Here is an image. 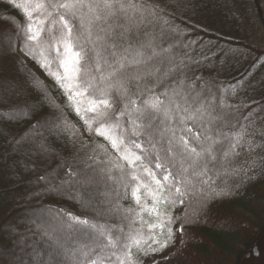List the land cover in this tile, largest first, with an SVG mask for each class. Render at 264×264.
Masks as SVG:
<instances>
[{"label": "trees", "instance_id": "obj_1", "mask_svg": "<svg viewBox=\"0 0 264 264\" xmlns=\"http://www.w3.org/2000/svg\"><path fill=\"white\" fill-rule=\"evenodd\" d=\"M133 3L143 11L107 17L101 40L117 57L130 61L128 53L139 51L147 59L129 62L123 76L97 81L98 95L115 114L130 110V100L138 108L156 96L167 103L164 93H184L191 85L206 96L205 107L211 105L203 129L211 158L205 152L203 165L190 174L183 203L173 196V204L157 206L171 218V244L148 255L133 248L132 258L135 264L151 255L158 257L155 264H240L264 231V0ZM27 25L22 8L0 0V264H111L104 236L124 239L142 229L146 238L143 221L162 219L142 212L152 205L144 188L141 203L134 202L137 181L130 176L152 185L139 162L133 169L125 164L124 173L108 171L107 158L118 160L117 152L95 134V114L82 112V120L31 58L36 45L27 39ZM53 34L42 33L39 50L50 48ZM198 84L214 85L211 95ZM89 119L93 131L84 122ZM85 172L94 178L88 186L81 180ZM69 215L88 225L71 223Z\"/></svg>", "mask_w": 264, "mask_h": 264}, {"label": "snow or ice", "instance_id": "obj_2", "mask_svg": "<svg viewBox=\"0 0 264 264\" xmlns=\"http://www.w3.org/2000/svg\"><path fill=\"white\" fill-rule=\"evenodd\" d=\"M8 2L22 8L28 19L25 29L27 39L36 45L29 53L31 58L36 60L45 74L65 93L73 110L82 120V112L95 114L94 119L100 125L95 129V134L103 137L119 158H107L110 163L108 171L124 173L125 164L133 169L139 162L143 176L148 177L152 185L148 187L147 184L139 183L136 174L130 176L132 181H137V186L132 190L134 202L138 205L141 203L139 193L144 188L152 205L145 204L142 212H147L149 216L159 215L162 219L152 224L147 220L143 221L150 234L146 238L140 234L142 229L132 230L124 239L104 236L102 243L110 250L109 261L111 264H135L132 258L133 248L145 255L162 252L171 244L174 234L170 226L171 218L158 212L157 206L173 204L175 201L170 199L173 196L180 197V202L183 203L190 174H195L203 165L205 152H208L207 144L210 142V137L203 131L206 123L211 122V116L205 115V112L211 110L210 102L206 108V96L192 91V86L189 85L184 93H164L168 98L167 103L156 96L140 101L141 107L138 108L137 101L130 100V110L126 108L115 114L110 112L112 105L105 96L98 95L96 82L103 83L112 77L123 76L126 74L123 70L129 62L141 64L147 57L139 51L128 53L130 61L117 57L116 51L102 42L101 26L106 25L107 17L116 13L128 15L133 11L142 12L133 0H26V7L16 0ZM78 17L84 19L85 23H79ZM42 33L54 34L50 48L39 50ZM53 66L56 67L55 71L52 70ZM196 79L199 80V77ZM196 87L204 94L211 95L214 85L198 84ZM232 87L235 88V85ZM197 104L200 107H196ZM122 119H126V123H121ZM201 121L204 123L197 128ZM84 122L87 129L93 131V120ZM202 137L203 144L200 143ZM100 147L103 149L104 146ZM208 155L211 158L210 152ZM93 179L87 172L81 176L85 186L93 183ZM136 215L139 217L141 213ZM67 219L73 224L88 225L87 220L71 215ZM156 229L159 231L154 232ZM176 232L182 233L183 227L177 228ZM164 234L167 236L166 240L161 242L157 239V235ZM142 245H147V249ZM93 264L99 262L93 261Z\"/></svg>", "mask_w": 264, "mask_h": 264}, {"label": "water", "instance_id": "obj_3", "mask_svg": "<svg viewBox=\"0 0 264 264\" xmlns=\"http://www.w3.org/2000/svg\"><path fill=\"white\" fill-rule=\"evenodd\" d=\"M264 248V232L263 234L245 251L241 258L240 264H249L251 263V259L254 258L255 255L260 253Z\"/></svg>", "mask_w": 264, "mask_h": 264}, {"label": "flooded vegetation", "instance_id": "obj_4", "mask_svg": "<svg viewBox=\"0 0 264 264\" xmlns=\"http://www.w3.org/2000/svg\"><path fill=\"white\" fill-rule=\"evenodd\" d=\"M249 264H264V248L260 253L255 255L253 259H251V263Z\"/></svg>", "mask_w": 264, "mask_h": 264}, {"label": "rangeland", "instance_id": "obj_5", "mask_svg": "<svg viewBox=\"0 0 264 264\" xmlns=\"http://www.w3.org/2000/svg\"><path fill=\"white\" fill-rule=\"evenodd\" d=\"M1 92H3V90L1 89ZM35 159V158H34ZM37 159V158H36ZM23 164H25V165H29L28 164V162L27 161H24L23 162ZM3 241H6V240H2V242ZM22 246V245H21ZM24 246V245H23ZM20 248V247H19ZM32 256V255H31ZM57 256V255H56ZM157 259H158V257L157 256H155V255H151L150 257H149V259H148V261L145 263V264H155L156 262H157ZM2 260H4V259H0V261H2ZM56 260H60V259H56ZM54 264H55V262H54Z\"/></svg>", "mask_w": 264, "mask_h": 264}]
</instances>
